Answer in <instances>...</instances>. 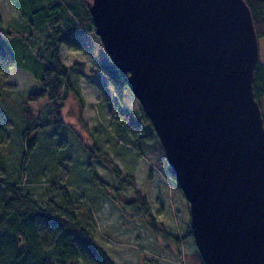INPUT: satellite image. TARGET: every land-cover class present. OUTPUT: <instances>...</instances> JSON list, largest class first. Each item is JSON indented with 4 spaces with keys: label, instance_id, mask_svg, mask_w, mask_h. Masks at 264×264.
Listing matches in <instances>:
<instances>
[{
    "label": "water",
    "instance_id": "1",
    "mask_svg": "<svg viewBox=\"0 0 264 264\" xmlns=\"http://www.w3.org/2000/svg\"><path fill=\"white\" fill-rule=\"evenodd\" d=\"M90 13L164 148L203 263L264 264L259 43L246 2L92 0Z\"/></svg>",
    "mask_w": 264,
    "mask_h": 264
},
{
    "label": "rangeland",
    "instance_id": "2",
    "mask_svg": "<svg viewBox=\"0 0 264 264\" xmlns=\"http://www.w3.org/2000/svg\"><path fill=\"white\" fill-rule=\"evenodd\" d=\"M88 2L92 3V0ZM0 15L2 26L10 30L1 40L15 58L9 73L0 74V107L9 120L8 132L0 140V174L11 182H18L22 175V188L41 204L50 199L60 203L59 194L50 188L52 183L56 187L67 186L75 197L76 206L82 202V208L78 210L80 220L92 218L97 243L106 249L116 264H192L189 258L195 245L190 240L180 245L165 241L152 233L144 219H134L129 210H121L120 203L133 199L134 191H115L118 183L104 164L97 162L95 167L108 183V195L86 178L84 164L87 160L78 138L87 147H93L96 142L100 151L109 153L123 176L133 175L137 188L149 202L150 213L171 234L181 237L191 230L188 202L177 184H172L167 166L160 160L161 155L152 156L148 151L142 157L131 140H120L121 112L137 111L140 104L129 88L122 99L116 96L98 69L108 55L92 36L85 37L90 55L60 48V59L70 68L69 76L80 95H69L59 129L53 124L45 128L48 133L38 131L33 154L25 156L19 140L24 121L21 103H29L39 114L48 107L47 95L36 100L26 98L30 93L43 90L40 78L44 64L49 62L50 51L45 48V32L31 25L29 18L20 14L10 0H0ZM258 43L259 59L264 62V37ZM94 81L105 85L106 96L93 84ZM48 119L45 117L46 122H54Z\"/></svg>",
    "mask_w": 264,
    "mask_h": 264
},
{
    "label": "trees",
    "instance_id": "3",
    "mask_svg": "<svg viewBox=\"0 0 264 264\" xmlns=\"http://www.w3.org/2000/svg\"><path fill=\"white\" fill-rule=\"evenodd\" d=\"M10 1L20 14L29 18L31 25L45 32L47 35L45 48L50 51L48 64L42 66L43 73L40 80L43 90L30 93L26 98L36 100L40 96L47 95L48 107L46 106L45 111L39 114L29 103L24 101L21 103L24 121L21 123L23 131L19 140L25 156L30 157L36 146L37 132L48 133L49 131L45 128L53 124H56L59 129L62 124V110L69 95L71 93H74L76 97L80 95L69 76L70 68L60 59V48L66 47L90 55V46L85 39L89 36L95 38L101 48L103 45L94 32L90 13L91 3L88 0ZM244 1L251 11L257 38L261 40L264 37V0ZM9 33L10 30L2 26L0 15V74H8L15 65L12 52L1 40ZM98 69L111 85L116 96L122 99L124 91L128 89V74L119 71L108 56L99 64ZM93 84L98 87L103 96H106V87L101 81H94ZM253 88L255 99L260 105L264 118V62L260 59L254 71ZM121 114L124 123L120 122L122 125L119 133L120 140H131L134 149L142 157L148 151L152 156L161 155L160 160L167 166L168 177L172 184L175 182L179 187L165 159L164 148L142 107L139 106L137 111L131 113L125 111ZM47 116L48 121L54 122H46ZM8 122L0 107V140L8 132ZM77 141L81 149H84L87 160L84 164L86 178L100 191L106 194L109 192L108 183L101 178L95 167L97 162L104 164L114 176L118 183L115 191L123 189L134 191L133 199L119 202L122 211L129 210L134 219L136 217L144 219L152 233L161 236L165 241L180 245L190 240L195 245L191 230L181 237L175 236L155 215L150 213L149 202L137 188L136 179L133 175L123 176L120 167L110 158L107 151H100L96 142L93 147H87L82 144L80 138ZM22 179L20 175L18 182H11L0 174V264H116L106 249L97 243L92 218L87 217L86 221L80 220L78 210L82 208V202L79 207L76 206L75 197L69 192L67 186L56 187L52 183L50 188L59 194L60 203L50 199L41 204L22 188ZM190 257V263L204 264L196 246Z\"/></svg>",
    "mask_w": 264,
    "mask_h": 264
}]
</instances>
